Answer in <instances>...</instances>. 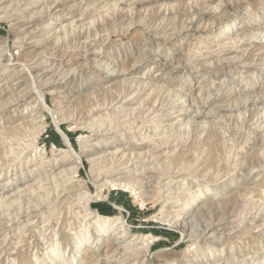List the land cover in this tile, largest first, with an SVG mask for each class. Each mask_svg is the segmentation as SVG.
<instances>
[{
    "label": "rangeland",
    "instance_id": "374dc122",
    "mask_svg": "<svg viewBox=\"0 0 264 264\" xmlns=\"http://www.w3.org/2000/svg\"><path fill=\"white\" fill-rule=\"evenodd\" d=\"M0 264H264V0H0Z\"/></svg>",
    "mask_w": 264,
    "mask_h": 264
},
{
    "label": "bare ground",
    "instance_id": "6f19581e",
    "mask_svg": "<svg viewBox=\"0 0 264 264\" xmlns=\"http://www.w3.org/2000/svg\"><path fill=\"white\" fill-rule=\"evenodd\" d=\"M219 8V7H218ZM119 9V8H118ZM214 9V8H213ZM233 42V41H232ZM233 45V44H232ZM232 48V47H231ZM218 49V48H217ZM221 59V58H220ZM216 75V74H215ZM225 79V78H224ZM38 97H39V103L42 105V108L44 109V110H46V111H50V112H53L52 111V109L50 108V106L48 105V103H47V101H46V98H45V96H44V94L42 95V94H40V92H38ZM185 104V103H184ZM118 108V107H117ZM140 109V108H139ZM142 110V109H141ZM145 113V112H144ZM153 124V123H152ZM96 125V124H95ZM56 126H57V128L59 129V131L61 132V134L63 135V138H64V140H65V142L69 145V147L71 148L70 150H71V152H72V154L75 156V158L76 159H78V160H81V156L79 155V153L78 152H76V150L73 148V146L71 145V143H70V141L68 140V137L63 133V131H62V129H61V127H60V123L58 122V121H56ZM44 129V128H43ZM38 131V130H37ZM40 131H42L41 129H40ZM39 133V132H38ZM37 136V135H36ZM136 138V137H135ZM37 139V138H36ZM34 141H35V139H33ZM35 143V142H34ZM102 143V142H101ZM94 146H96V145H94ZM99 146V145H98ZM26 147V146H25ZM89 146H87V145H84V148H88ZM159 148V147H158ZM90 149V148H89ZM88 150V149H87ZM92 152H96V151H94V150H96L95 148L94 149H90ZM116 153L117 152H114V153H112V154H114V155H116ZM99 154V153H98ZM105 154H107V153H105ZM111 154V155H112ZM68 155H69V153H65V156H63L61 159H58L57 161V163H59V164H62L63 162H65V161H67V160H69V157H68ZM94 155H97V154H94ZM102 155H103V153H102ZM73 156V157H74ZM90 156V158H89V160H90V162H92V164H95L96 166H98L99 165V157H97V156H94V157H92L91 155H89ZM106 156V155H105ZM129 156V155H128ZM136 156H138V157H140V156H142V154H138V155H136ZM144 156V155H143ZM142 156V157H143ZM112 157H114V156H112ZM140 159V158H139ZM111 160V159H110ZM74 161V160H73ZM76 161V160H75ZM103 161V160H102ZM114 164V163H113ZM94 165V166H95ZM107 168V169H106ZM109 168L108 167H105V170H108ZM236 169V168H235ZM77 170H78V167L77 166H75V167H69L67 170H63L64 172H70L69 173V175L70 174H72L71 176V178L72 179H74L75 177H74V174L77 172ZM96 170H99V169H97L96 168ZM111 170H112V168H111ZM106 172V171H105ZM108 172V171H107ZM68 173H67V175H68ZM42 174V173H41ZM100 175V174H99ZM142 175V174H141ZM101 177V176H100ZM108 178V177H107ZM110 178V177H109ZM137 179L140 181V179H141V177H140V175H131L130 177H129V179H126V180H124V181H111V182H107L106 183V181H105V183L103 184H100V186H99V188H101L102 186H105V185H109V186H111L113 189H118V188H123V190L124 191H131L133 194H134V196L136 197V199H138V201H140V203L142 204V205H144L145 203H144V201H143V198H142V195H141V193L140 192H138V190H137V186H136V182H137ZM141 181H142V179H141ZM141 181H140V183H141ZM31 186V185H30ZM37 188V187H36ZM138 188H139V186H138ZM195 193V192H194ZM201 194V193H200ZM94 197H97L98 199L99 198H101L102 197V194H101V192H97L95 195H93V194H90L88 191L87 192H84V194H83V196H81V199L84 201V208H85V211H86V213H87V215L89 216V217H87V222H89L92 226H93V228L95 227L97 230H98V232L100 233V236H103V235H105V234H107L108 232H116V233H118L119 235H122V236H124V235H127V233H126V229H125V223H124V220L122 219V218H120V217H117V218H114V217H106V216H103V215H101V214H99V213H96V212H94L93 210H92V206H91V202H92V200H93V198ZM97 199V200H98ZM186 199V198H185ZM6 211V210H5ZM8 211V210H7ZM175 214V213H174ZM46 218V217H45ZM91 221V222H90ZM51 224V223H50ZM90 226V225H89ZM89 228V227H88ZM86 229V228H85ZM207 229V228H206ZM90 232H89V230H87L86 231V234L88 235ZM151 237V236H150ZM134 240L136 241V240H138V238L137 237H135L134 238ZM144 245V244H143ZM80 247V246H79ZM143 249L145 250V252L147 253V252H150V249H152V246H150V243H147V244H145V246L143 247ZM197 251V250H196ZM197 253V252H196Z\"/></svg>",
    "mask_w": 264,
    "mask_h": 264
},
{
    "label": "crops",
    "instance_id": "0c3cea01",
    "mask_svg": "<svg viewBox=\"0 0 264 264\" xmlns=\"http://www.w3.org/2000/svg\"><path fill=\"white\" fill-rule=\"evenodd\" d=\"M101 207H100V209L102 210V212L104 213V214H111L112 212H111V209L110 208H106V207H104L103 205H100Z\"/></svg>",
    "mask_w": 264,
    "mask_h": 264
},
{
    "label": "trees",
    "instance_id": "16d2710c",
    "mask_svg": "<svg viewBox=\"0 0 264 264\" xmlns=\"http://www.w3.org/2000/svg\"><path fill=\"white\" fill-rule=\"evenodd\" d=\"M67 135H70L67 133ZM74 138L70 136V140L72 141ZM94 207V206H93ZM101 215L109 216L108 214H104L102 211H100Z\"/></svg>",
    "mask_w": 264,
    "mask_h": 264
}]
</instances>
